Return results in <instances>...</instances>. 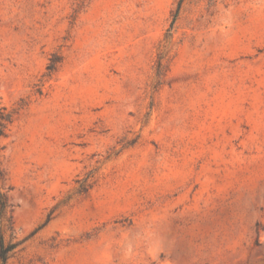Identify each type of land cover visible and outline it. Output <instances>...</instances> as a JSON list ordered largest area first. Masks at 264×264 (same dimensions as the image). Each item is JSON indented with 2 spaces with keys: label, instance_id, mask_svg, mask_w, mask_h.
Masks as SVG:
<instances>
[{
  "label": "rangeland",
  "instance_id": "rangeland-1",
  "mask_svg": "<svg viewBox=\"0 0 264 264\" xmlns=\"http://www.w3.org/2000/svg\"><path fill=\"white\" fill-rule=\"evenodd\" d=\"M179 3L0 0L7 264H264V0Z\"/></svg>",
  "mask_w": 264,
  "mask_h": 264
},
{
  "label": "trees",
  "instance_id": "trees-1",
  "mask_svg": "<svg viewBox=\"0 0 264 264\" xmlns=\"http://www.w3.org/2000/svg\"><path fill=\"white\" fill-rule=\"evenodd\" d=\"M182 0H180L181 3ZM180 3L177 8L175 17L177 16V13L180 8ZM49 71H52L55 69L53 64H50L48 66ZM13 120V111L8 110V108L5 105H0V136L6 134V129L8 125ZM7 208V200L6 196L3 192L0 191V218L3 217L5 214ZM14 248L13 244L7 245L5 243L4 236H0V264H7V261L9 259V253Z\"/></svg>",
  "mask_w": 264,
  "mask_h": 264
}]
</instances>
